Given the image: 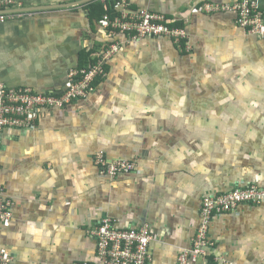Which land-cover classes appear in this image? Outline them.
<instances>
[{"label":"crops","instance_id":"obj_1","mask_svg":"<svg viewBox=\"0 0 264 264\" xmlns=\"http://www.w3.org/2000/svg\"><path fill=\"white\" fill-rule=\"evenodd\" d=\"M19 1L23 18L0 24V84L60 94L71 70L97 64L113 41L122 47L88 100L3 134L0 189L16 207L0 249L11 264L96 262L92 233L107 218L149 225L154 264H179L204 197L264 189V41L232 13L192 12L235 0H128L186 30L181 48L113 38L100 18L114 15L111 0ZM100 154L137 172L113 180L97 168ZM211 237V255L195 264H264V203L214 218Z\"/></svg>","mask_w":264,"mask_h":264},{"label":"built area","instance_id":"obj_2","mask_svg":"<svg viewBox=\"0 0 264 264\" xmlns=\"http://www.w3.org/2000/svg\"><path fill=\"white\" fill-rule=\"evenodd\" d=\"M104 3L107 0H102ZM114 15L108 12L101 25L112 37L123 36L136 41L143 38H168L181 48L188 34L182 28L170 25L171 21L162 13L147 9L131 11L128 0H111ZM22 1L0 0V24L18 21L23 18L19 9ZM193 13H232L238 26L264 41V13L260 11L256 0H235L227 4L207 3L194 7ZM122 45L119 40L106 45L97 64L85 69L71 70L66 89L60 94H42L32 89H12L0 84V152L2 136L8 130H32L47 111H64L77 102L90 98L95 84L107 77L106 67L119 53ZM97 168L105 176L116 180L122 176L137 172L130 162H111L100 154L96 158ZM1 171V166H0ZM264 203V189L259 185H237L229 192L206 196L202 200V224L195 237L192 248L181 255L179 264H195L199 258H208L215 247L211 237V225L216 217L235 213L242 206H261ZM14 203L0 189V227L8 229L15 216ZM93 237L97 240L98 255L96 262L75 264H154L152 246L156 243L152 228L144 225L137 228L122 229L119 222L107 218L100 222ZM226 262L224 258L220 259ZM13 257L0 249V264H11Z\"/></svg>","mask_w":264,"mask_h":264},{"label":"trees","instance_id":"obj_3","mask_svg":"<svg viewBox=\"0 0 264 264\" xmlns=\"http://www.w3.org/2000/svg\"><path fill=\"white\" fill-rule=\"evenodd\" d=\"M112 11H113V9H112ZM105 15H106V13H105V10H104L100 18L103 19L105 17Z\"/></svg>","mask_w":264,"mask_h":264}]
</instances>
